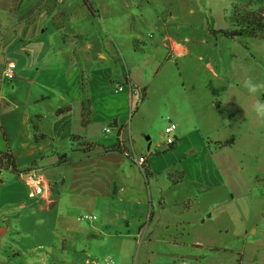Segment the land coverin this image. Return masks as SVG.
Segmentation results:
<instances>
[{
    "label": "crops",
    "instance_id": "obj_1",
    "mask_svg": "<svg viewBox=\"0 0 264 264\" xmlns=\"http://www.w3.org/2000/svg\"><path fill=\"white\" fill-rule=\"evenodd\" d=\"M67 2L0 0V153L11 155L16 166L0 168V264H10L11 253L19 258L16 264H49L50 249H30L22 261L17 239L29 235L22 223L55 218L63 224L79 202H120L125 190L126 216L139 224L146 219L140 232L167 209L174 223L183 221L201 196L252 202L260 175L240 167L237 146L246 138L244 156L257 153L260 119L253 106L260 99L230 93L235 104L227 108L219 98L186 101L170 117L178 123L176 142L152 141L138 149L140 110L130 87L147 96V82L134 73L100 9H95L98 25L87 28L72 23L75 11ZM168 39L172 55L186 50ZM9 57L17 63L11 81L4 77ZM111 65L114 75L106 72ZM222 128L234 136L232 144L224 143L230 137L218 136ZM32 169L45 179L38 197L30 196L23 178ZM252 225L245 222L242 232L255 231Z\"/></svg>",
    "mask_w": 264,
    "mask_h": 264
},
{
    "label": "rangeland",
    "instance_id": "obj_2",
    "mask_svg": "<svg viewBox=\"0 0 264 264\" xmlns=\"http://www.w3.org/2000/svg\"><path fill=\"white\" fill-rule=\"evenodd\" d=\"M89 1L112 28L134 73L147 82V96L144 89L130 87L140 110L136 119L142 126L138 149L152 141L167 146L165 127L186 101L207 104L219 98L227 108L235 104L228 98L230 93L250 94L244 86L248 77L264 81V38L225 34L238 28L236 10L243 12L252 0ZM67 5L75 11L72 23L87 28L98 25L96 14L93 16L82 0H68ZM138 35L140 39H135ZM166 37L182 43L186 50L172 55ZM106 72L114 75L116 66H109ZM251 94L264 103V89ZM259 119L257 153L244 156L246 138L237 146L243 164L240 167L260 175V182L254 180L260 192L252 202L201 196L199 204L185 211L183 221L174 223L172 210L167 209L140 232L146 219L143 217L139 224L126 216L130 207L125 190V199L120 202H79L63 224H57L55 218L46 223H22V232L29 234L17 239L24 252L22 261L36 248L50 249L49 264H264V198L260 196L264 194V119ZM229 134L222 128L218 136L226 139ZM86 215L96 218L81 219ZM245 222L253 224L255 231L243 233L241 225ZM11 255L10 264L19 262Z\"/></svg>",
    "mask_w": 264,
    "mask_h": 264
},
{
    "label": "trees",
    "instance_id": "obj_3",
    "mask_svg": "<svg viewBox=\"0 0 264 264\" xmlns=\"http://www.w3.org/2000/svg\"><path fill=\"white\" fill-rule=\"evenodd\" d=\"M89 11L93 14L96 13V10L92 3L89 0H83ZM256 4L257 8H252V5ZM236 22L238 24V28L227 31L225 34L232 37H240V36H249L256 38H264V0H252L251 5L244 9L243 12H239L236 10ZM87 113L89 112L88 110ZM86 119V118H84ZM84 123H86L84 121ZM36 140H39L41 137L36 135ZM234 141V136H231L228 140H226L225 144H232ZM1 167H12V169L16 170L15 163L12 159V156L8 153H0V168ZM145 174L148 176L149 171L147 168H144Z\"/></svg>",
    "mask_w": 264,
    "mask_h": 264
},
{
    "label": "built area",
    "instance_id": "obj_4",
    "mask_svg": "<svg viewBox=\"0 0 264 264\" xmlns=\"http://www.w3.org/2000/svg\"><path fill=\"white\" fill-rule=\"evenodd\" d=\"M16 68L17 63L14 58L9 57L6 60L4 68V77L7 80H13L16 77ZM119 90H122V87H119ZM137 93V91H136ZM169 124L165 127L164 134L166 136V143L168 145H173L176 140V131L178 129V124L171 118L168 120ZM110 129H107L109 131ZM146 158L144 156L138 158L139 163H144ZM23 178L30 190V196L38 197L44 191V176L40 174L36 169L30 170L28 173L23 175ZM96 216L86 215L81 217V219H94ZM106 264H114L113 261H107Z\"/></svg>",
    "mask_w": 264,
    "mask_h": 264
},
{
    "label": "clouds",
    "instance_id": "obj_5",
    "mask_svg": "<svg viewBox=\"0 0 264 264\" xmlns=\"http://www.w3.org/2000/svg\"><path fill=\"white\" fill-rule=\"evenodd\" d=\"M244 86L250 93H256L258 90L264 89V81H257L252 77H248L244 81ZM253 109L259 118L264 119V103L258 102L253 106Z\"/></svg>",
    "mask_w": 264,
    "mask_h": 264
},
{
    "label": "water",
    "instance_id": "obj_6",
    "mask_svg": "<svg viewBox=\"0 0 264 264\" xmlns=\"http://www.w3.org/2000/svg\"><path fill=\"white\" fill-rule=\"evenodd\" d=\"M0 172H1V169H0Z\"/></svg>",
    "mask_w": 264,
    "mask_h": 264
}]
</instances>
